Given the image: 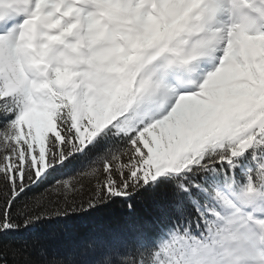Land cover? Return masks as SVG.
Instances as JSON below:
<instances>
[{
	"label": "snow or ice",
	"instance_id": "obj_1",
	"mask_svg": "<svg viewBox=\"0 0 264 264\" xmlns=\"http://www.w3.org/2000/svg\"><path fill=\"white\" fill-rule=\"evenodd\" d=\"M176 84L134 78L95 108L0 111V264H148L143 239L57 244L52 226L161 194L187 226L157 235H200L213 190L264 169V31L227 33L214 63Z\"/></svg>",
	"mask_w": 264,
	"mask_h": 264
},
{
	"label": "clouds",
	"instance_id": "obj_2",
	"mask_svg": "<svg viewBox=\"0 0 264 264\" xmlns=\"http://www.w3.org/2000/svg\"><path fill=\"white\" fill-rule=\"evenodd\" d=\"M0 28V111L83 110L134 78L194 79L227 33L264 31V0H0ZM212 196L200 235L172 234L148 264H264V169Z\"/></svg>",
	"mask_w": 264,
	"mask_h": 264
},
{
	"label": "trees",
	"instance_id": "obj_3",
	"mask_svg": "<svg viewBox=\"0 0 264 264\" xmlns=\"http://www.w3.org/2000/svg\"><path fill=\"white\" fill-rule=\"evenodd\" d=\"M4 115L0 112V131L7 124ZM178 217L180 214L173 206L171 198L161 194L157 201L146 200L143 203H136L135 211L131 213L126 205L124 207L114 205L102 209L93 217L67 225H53L52 228L59 233L57 244H71L89 236L103 237L114 245H136L139 239H143L146 248L141 251L144 257L148 258L160 241L167 236L157 235L158 226L165 221H171L176 225ZM179 223L187 226L184 217H180ZM136 259L139 260L140 256L137 255Z\"/></svg>",
	"mask_w": 264,
	"mask_h": 264
},
{
	"label": "rangeland",
	"instance_id": "obj_4",
	"mask_svg": "<svg viewBox=\"0 0 264 264\" xmlns=\"http://www.w3.org/2000/svg\"><path fill=\"white\" fill-rule=\"evenodd\" d=\"M23 18H21V20H22ZM20 21H17L16 23H19ZM5 29H3V28H0V31H4Z\"/></svg>",
	"mask_w": 264,
	"mask_h": 264
}]
</instances>
